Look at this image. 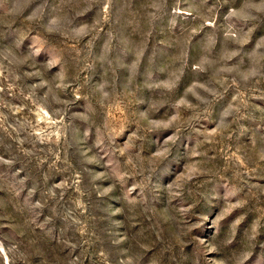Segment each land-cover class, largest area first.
Wrapping results in <instances>:
<instances>
[{
  "label": "rangeland",
  "instance_id": "374dc122",
  "mask_svg": "<svg viewBox=\"0 0 264 264\" xmlns=\"http://www.w3.org/2000/svg\"><path fill=\"white\" fill-rule=\"evenodd\" d=\"M0 264H264V0H0Z\"/></svg>",
  "mask_w": 264,
  "mask_h": 264
},
{
  "label": "water",
  "instance_id": "95a60500",
  "mask_svg": "<svg viewBox=\"0 0 264 264\" xmlns=\"http://www.w3.org/2000/svg\"><path fill=\"white\" fill-rule=\"evenodd\" d=\"M1 251H2V253H4V254H5V252L3 251V249H1Z\"/></svg>",
  "mask_w": 264,
  "mask_h": 264
}]
</instances>
